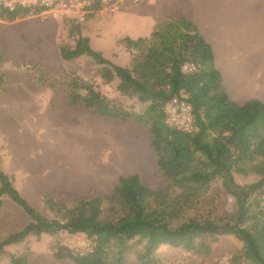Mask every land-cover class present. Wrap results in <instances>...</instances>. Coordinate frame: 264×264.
<instances>
[{"label":"trees","instance_id":"16d2710c","mask_svg":"<svg viewBox=\"0 0 264 264\" xmlns=\"http://www.w3.org/2000/svg\"><path fill=\"white\" fill-rule=\"evenodd\" d=\"M29 12L30 8L20 6L9 10L0 0V19L12 21ZM68 33L74 44L59 46L63 60L89 57L98 66L103 84L115 80L118 93L148 104L141 113L130 112L103 93L95 81L67 71L66 104L89 108L99 116L150 123V147L161 184L146 185L138 173L119 175L109 192L82 197L72 206L43 193V202L55 215L48 218L0 167V207L7 197L28 218L19 229L0 238V257L6 246L29 235L66 232L81 234L94 245L80 254L57 244L55 258L67 257L74 264H158L156 251L162 245L208 254L211 239L232 234L242 247L231 264H264V206L259 197L264 191V103L252 98L238 104L228 96L211 45L183 15L168 11L149 35L121 37L118 42L131 56L128 66L114 63L93 48L89 37L80 34L79 22L71 20ZM185 62H193L195 69L183 72ZM3 83L0 71V86ZM173 97L191 104L193 132L168 125L163 106ZM234 173H253L257 180L238 184ZM217 178L234 198L235 212L229 217L201 216L196 208ZM135 242L142 245L132 258ZM9 264H28V252L10 253Z\"/></svg>","mask_w":264,"mask_h":264},{"label":"rangeland","instance_id":"374dc122","mask_svg":"<svg viewBox=\"0 0 264 264\" xmlns=\"http://www.w3.org/2000/svg\"><path fill=\"white\" fill-rule=\"evenodd\" d=\"M143 1L120 0L113 7L92 10L90 15L28 14L17 20L15 27L25 28L31 43L22 46L19 61L6 57L1 67L4 83L0 86V167L12 176L13 184L29 203L48 218L55 215L43 202V193L72 206L82 197L109 192L119 175L138 173L146 185L161 184L150 147V123L99 116L89 108L67 105L65 73L95 81L103 93L130 112L141 113L148 103L118 93L115 80L103 84L98 66L89 57L63 60L59 55V46L74 44L68 31L71 20H75L80 34L89 37L93 48L114 63L128 66L131 56L118 40L123 36L137 37L135 31L142 15L133 10ZM9 24L0 19L3 32ZM253 56L254 70H264V50L253 51ZM21 156L26 164L21 162ZM233 177L238 184L257 180L253 173H234ZM259 197L264 206V191ZM196 209L201 216L229 217L236 205L217 178ZM27 220L16 204L3 197L0 238ZM84 239L81 234L66 232L29 235L6 246L0 264H9L10 253L24 251L28 252V264H74L67 257L55 258L53 251L62 244L78 252L76 246ZM141 245L135 242L132 258ZM241 247L242 242L234 235L223 234L210 240L208 254L168 245L160 246L156 252L158 264H231L232 256Z\"/></svg>","mask_w":264,"mask_h":264},{"label":"crops","instance_id":"0c3cea01","mask_svg":"<svg viewBox=\"0 0 264 264\" xmlns=\"http://www.w3.org/2000/svg\"><path fill=\"white\" fill-rule=\"evenodd\" d=\"M133 11L142 15L137 37L149 35L168 11L190 19L212 47L214 64L228 96L238 104L252 98L264 103V70H254L253 56V51L264 50V0H145ZM18 18L10 21L4 32L0 26L1 72L6 57L19 61L22 46L31 43L27 30L15 27Z\"/></svg>","mask_w":264,"mask_h":264},{"label":"built area","instance_id":"2783aa9c","mask_svg":"<svg viewBox=\"0 0 264 264\" xmlns=\"http://www.w3.org/2000/svg\"><path fill=\"white\" fill-rule=\"evenodd\" d=\"M120 0H2L3 4L9 9L28 7L29 14L43 16L44 14L53 15H74L81 12H89L105 7H113ZM39 9V11H34ZM195 69L193 62H185L181 65L183 72H191ZM167 123L170 127L184 131L193 132L195 130L194 118L191 104L183 98L173 97L163 106ZM94 242L84 239L77 244L78 253L82 254L90 251Z\"/></svg>","mask_w":264,"mask_h":264}]
</instances>
